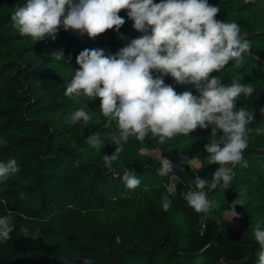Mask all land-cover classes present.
Returning a JSON list of instances; mask_svg holds the SVG:
<instances>
[{
	"label": "trees",
	"instance_id": "obj_1",
	"mask_svg": "<svg viewBox=\"0 0 264 264\" xmlns=\"http://www.w3.org/2000/svg\"><path fill=\"white\" fill-rule=\"evenodd\" d=\"M23 2L0 0V136L7 139L0 160L15 157L20 166L0 184V196L7 200L0 214L15 217L11 239L0 245V264H62L65 258L81 264L84 257L96 264H255L259 244L252 226L264 221V135L251 134L243 152L249 166H235L228 189H206L219 203L207 214L196 212L180 194L193 186L197 175L209 177L215 170L204 149L211 126H198L188 136L177 134L164 143L130 137L107 167L103 154L115 150L110 136L118 132L116 121L105 127L108 118L97 97L86 108L91 118L71 124L68 114L87 101L66 96L65 90L79 67L75 58L81 50L99 47L114 54L143 33L121 9L118 15L125 23L119 31L106 29L91 38L61 28L55 40L46 35L34 42L13 27L12 13ZM208 2L220 7L216 19L237 22L252 43L240 64L229 61L210 76H219L224 84L239 77L242 83L252 82L255 91L237 106L253 107L255 121L249 127L264 126L259 112L264 106V5L251 0ZM61 50L64 56L58 62L52 53ZM164 79L177 92L196 94L191 85L175 84L169 75ZM97 132L105 141L101 150L86 140ZM161 152L177 165L183 159V171L174 169L177 179L158 174ZM126 167L141 179L135 189L119 179ZM164 195L172 199L168 210L161 204ZM238 195L246 205H237L238 215L232 218L229 203ZM22 226L39 229L40 236L22 234Z\"/></svg>",
	"mask_w": 264,
	"mask_h": 264
},
{
	"label": "clouds",
	"instance_id": "obj_2",
	"mask_svg": "<svg viewBox=\"0 0 264 264\" xmlns=\"http://www.w3.org/2000/svg\"><path fill=\"white\" fill-rule=\"evenodd\" d=\"M251 2L264 5V0ZM121 9L127 10L132 27L143 34L114 54H106L99 47L84 48L78 53L75 63L79 67L75 68L65 95L84 97L87 103L69 113L68 120L73 125L87 122L91 118L86 111L88 102L100 98V111L108 118L105 127L114 120L118 128L110 136L114 152L103 154L109 168L130 137L140 142L157 138L164 143L177 134L188 136L198 126H211L204 149L208 164L216 165L215 170L209 177L197 175L193 186L180 194L196 212L207 214L219 207V203L209 198L206 189L220 188L223 192L228 189L235 166H249L243 152L253 138L251 134L264 135V126L249 127L255 121L253 107L237 106V101L252 95L254 84L242 83V77L224 84L219 76H210L229 61L238 65L249 55L252 43L237 22L216 19L220 7L208 0H24L15 8L11 19L20 35L30 36L34 42L46 35L55 40L61 28L78 30L79 34L94 38L106 29L119 31L125 23L124 17L118 15ZM52 54L58 62L64 56L62 50ZM165 75L174 78L175 84L191 85L196 94L189 90L177 92L173 84L165 82ZM259 112L264 116V106ZM86 140L93 149L101 150L105 145L99 132ZM6 144L7 139L0 136V147ZM162 153L158 155V174L177 179L174 169L179 167L183 171V159L177 165ZM195 159L188 158L187 163L190 165ZM19 169L15 157L0 160V184ZM119 179L129 189L141 184L132 168L126 167ZM168 191L174 195L172 188ZM24 195L19 193L20 198ZM161 204L168 210L172 199L164 195ZM0 205H7L3 196ZM229 205L233 218L238 215L235 207L246 205V201L238 195ZM14 220L11 214H0V245L11 239ZM252 229L259 244L255 264H264V221H257ZM20 231L33 239L40 236L39 229L30 231L22 226ZM62 264L74 262L65 258ZM81 264H96V261L84 257Z\"/></svg>",
	"mask_w": 264,
	"mask_h": 264
}]
</instances>
